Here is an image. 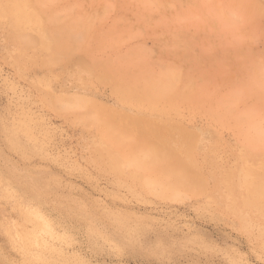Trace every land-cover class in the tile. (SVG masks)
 Returning <instances> with one entry per match:
<instances>
[{"label":"rangeland","instance_id":"1","mask_svg":"<svg viewBox=\"0 0 264 264\" xmlns=\"http://www.w3.org/2000/svg\"><path fill=\"white\" fill-rule=\"evenodd\" d=\"M49 1L0 0V264H264V146L236 121L264 131V0ZM53 10L85 35L48 64ZM168 71L192 102L123 98ZM152 132L199 182L151 185L131 154Z\"/></svg>","mask_w":264,"mask_h":264},{"label":"bare ground","instance_id":"2","mask_svg":"<svg viewBox=\"0 0 264 264\" xmlns=\"http://www.w3.org/2000/svg\"><path fill=\"white\" fill-rule=\"evenodd\" d=\"M34 1L44 6L49 4L50 2L49 0H34ZM41 12L42 14L44 13L43 9ZM46 18L50 26V31L48 32L50 39L48 40H50V43H51L50 50H52L51 54L49 56H46L47 57L46 63L51 64V63H54L56 60L60 59L61 57L70 55L75 49L81 48L82 40L85 35V28L79 24L70 25V24L60 22L58 19L59 17L54 12V10L49 11V13H46ZM42 33H45V31ZM46 35L43 37L41 35V39L46 37ZM258 65H261V66L253 67L254 75L252 76L250 82L254 86L255 85L257 86V90L261 92L259 93L260 97H262V100L264 101V62ZM176 80H177V76L172 71H168V72H164L158 77L149 75L147 78L143 79L142 81L139 77L133 76L129 80L117 79V82L119 83V88L121 89L119 90L123 98L128 101L130 100L134 102L144 101L148 103L151 107H154L159 102H164L167 105H174V103L177 100L178 101L185 100V101L192 102V100H194V91L192 90V88L187 87L184 90H179L176 88ZM221 101L222 100H220L219 103ZM233 111L231 110V108H228L222 114H217V113L216 114L219 117L234 118L235 113ZM252 117H253V114L251 113H246L240 117H237L236 118L237 125L240 131L245 136V140L249 144H251L252 146L254 145L264 146V131H260V129H258V127L254 125V123L251 120ZM134 122L137 123L138 126H140L139 123L141 121L139 119L137 121L134 120ZM144 125H147V124L144 123ZM107 126H108V131H107ZM107 126L104 131L105 135H107L108 138L113 141V143L119 146V143L122 142L120 135L121 133L123 134V132H120L118 129H116V127H114L112 123L108 124ZM161 134L162 135H160L157 132H152L149 134V136L142 137V138L139 137L136 143V146L133 147L134 153L131 154L132 155L131 162L133 163V165H135L136 167L140 169L146 168L151 173L155 175H159L158 177H155V179L151 181V185H155L160 188H165L164 190L170 193H173L179 187L186 186V188L190 189L196 183L197 177L195 178L192 175L194 174V172L191 169H190L191 171L189 170V167L187 164L181 163L182 161L180 162L179 159L177 160L176 149H175L176 147L172 148V146L177 145L178 143L174 141L173 138L170 137L168 133H161ZM181 143L182 142H180V145L178 144L179 148L182 146ZM131 144L133 143L131 142ZM148 182L146 183L147 185H148ZM255 193L257 194V192ZM248 196L252 197L253 195L252 196L248 195Z\"/></svg>","mask_w":264,"mask_h":264}]
</instances>
